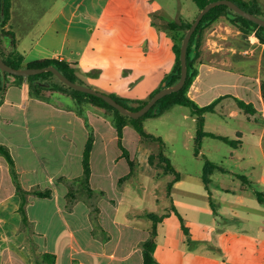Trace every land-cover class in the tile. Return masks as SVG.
Here are the masks:
<instances>
[{"label": "crops", "instance_id": "obj_1", "mask_svg": "<svg viewBox=\"0 0 264 264\" xmlns=\"http://www.w3.org/2000/svg\"><path fill=\"white\" fill-rule=\"evenodd\" d=\"M50 1L52 5L48 10L38 12L32 0H12L10 19L4 26L12 32L3 33L8 40L5 56L16 45L27 60L65 59L77 67L85 84L95 88V85L104 84L99 74L81 73L75 50L65 55L62 52L65 45L61 50H44L26 43V37L43 24V18L50 15L52 7L56 10L50 24L60 12L66 13L65 3L58 5L65 0ZM257 1L264 11V0ZM9 39H16V42ZM262 45L260 47L264 49ZM188 95L201 106L220 96L208 95L204 88L194 84ZM241 99L250 102L243 95ZM85 108L95 135L90 179L96 190L93 195H89L80 181L90 131L85 118L76 110L74 96L61 90H47L46 98H37L29 94L27 84L19 85L13 77L7 82L0 103V143L9 147L15 159L27 202L25 214L23 197L17 190L10 164L0 155V264H37L45 252L55 254L56 260L42 264H144L142 243L150 238L153 227L149 213H169L158 223L156 264H264V217L260 214L264 211V202L259 200L253 185L243 182L238 189H233L221 184L222 174L229 172L222 166L224 170L216 169L212 173L213 182L216 171H220V185L215 188L211 182L210 195L202 179L203 173L175 167L181 177L174 181L169 192L168 184L175 174L160 173L149 162L154 151L128 124L125 128L129 137L135 134L140 139L135 144L137 156L133 157L131 153L136 162L134 173L121 183L120 179L131 172V167L122 156V150L114 156L106 152L108 138H114L119 145L117 129L103 113L104 108L92 103L86 104ZM262 137L263 134L260 136L263 151ZM99 141L104 153L95 154ZM141 156L148 166L144 168L151 169H147L149 176H168L162 194L152 193V202L157 203L152 208L147 207L144 201L147 196L142 193V188L145 189L142 176L145 174L140 169ZM237 158L244 156L239 154ZM119 165L122 172L118 174ZM136 176H141L139 185H133ZM261 179L264 180V174ZM38 189H49L52 193L42 197L34 192ZM252 193L257 198L252 197ZM162 198L172 203L168 202L160 210ZM174 206L190 229V244ZM236 223H241V227Z\"/></svg>", "mask_w": 264, "mask_h": 264}, {"label": "rangeland", "instance_id": "obj_2", "mask_svg": "<svg viewBox=\"0 0 264 264\" xmlns=\"http://www.w3.org/2000/svg\"><path fill=\"white\" fill-rule=\"evenodd\" d=\"M32 2L38 12H44L52 5L50 0ZM63 3L66 13L60 12L50 24L56 10L52 7L50 15L43 18V24L26 37V43L44 50H61L65 45L62 51L65 55L75 50L81 73L89 71L101 76L104 84L95 85L96 89L135 100L149 99L151 93L162 86L164 77L174 71L177 56L173 46L175 43L182 45L188 31L181 26L180 18L193 22L200 11L194 0H65L58 5ZM221 21L228 22L224 17L217 20ZM172 22L176 26H171ZM213 27L214 24L203 31L202 54L197 60L199 73L193 84L204 88L208 95H227L217 111L205 113V130L241 138L242 145L235 147L220 138L204 136L201 153L197 155L198 115L183 104L173 106L162 115L146 118L144 124L147 131L164 139L165 153L176 168L202 174L208 158L229 171L222 174L221 184L238 189L244 182L264 194V180L261 179L264 174V49L257 46L254 53H246L253 45L242 32H225L226 39L218 37L217 45H208V38L216 36L210 35ZM7 32L12 30L0 28V50L4 55L8 40L3 33ZM9 41L15 43L16 39ZM199 75L201 80L197 81ZM52 79L61 83L56 76ZM241 95L255 108L254 115L241 110L235 98H241ZM84 111L89 119L86 108ZM128 125L134 128L130 122ZM136 134L139 135L138 132ZM262 134L263 151L260 146ZM129 136L125 128L124 142L136 157L138 146L135 144L140 138L135 134ZM106 143L108 154L120 153L114 138H108ZM148 144L151 151L159 152L160 141L150 140ZM101 153L104 150L99 141L95 154ZM239 154L244 158H237ZM140 160V169L145 174L142 176L145 185L142 193L147 196L144 198L147 207L152 208L157 204L152 202V193L162 194L168 176H149L148 170L151 169L144 168L147 163L143 162L142 156ZM116 172H122L120 165ZM218 175L220 171L213 176L212 187L220 185ZM139 177L134 178L133 185L140 184ZM196 190L200 192L197 187ZM251 195L257 198L256 194ZM168 202L172 203L162 198L160 210ZM260 214L264 217V211ZM236 225L241 227V223Z\"/></svg>", "mask_w": 264, "mask_h": 264}, {"label": "trees", "instance_id": "obj_3", "mask_svg": "<svg viewBox=\"0 0 264 264\" xmlns=\"http://www.w3.org/2000/svg\"><path fill=\"white\" fill-rule=\"evenodd\" d=\"M197 5L199 6V9L201 10L204 8L208 3L215 0H194ZM239 5H241L244 9L251 11L253 13H256L257 15L264 17V11L257 0H234ZM11 4L12 0H0V28H4V26L8 23L10 19L11 14ZM226 18L228 21H230L233 25L237 26L239 29H241L243 36L247 37L250 33L253 31H256L261 39L264 41V26L259 25L258 23L242 16L241 14L234 11L232 8H230L228 5H218L212 8L209 12L206 13L202 21L200 22L197 30L193 34L191 41L189 43L188 47V57H187V63H188V78L186 81V84L182 89L176 92H172L163 98H161L155 105L152 107L144 116L140 118H133L129 115L123 114L120 112L116 107L108 103L104 98L83 92L77 89H74L64 82L57 83L53 81L52 76H56L52 71H46L39 74H33L28 77L22 76V75H16L12 73H5L0 68V103H1V97L3 95V92L6 89L7 82L11 77L15 79V83L19 85L27 84L29 89V94L33 97L37 98H46V91L47 90H61L65 92L71 93L76 102V110L77 112L82 115L85 120L86 124L89 128L90 134L89 138L86 144L85 153H84V174L80 177V181L82 185L86 188L89 195H93L96 190L92 188L91 186V174H92V167H91V154L92 150L95 144V135H94V129L92 125L89 122V119L87 118V114H85V105L88 103H92L94 105H97L99 107L104 108V114L106 117H108L114 126L117 129L118 137H119V146L122 150V156L125 157L131 167V172L125 175L120 179V182L124 181L126 178L130 177L135 170L136 162L131 156L130 150L125 146L123 142L124 138V128L125 126L130 122L134 128L137 130V132L140 134L141 139L143 141H160L161 147L158 153L152 152L149 156V162L152 165H155L159 170L160 173L165 174H175V177L173 180H171L168 184V191L171 192L174 181L178 180L181 177L180 172H178L173 165L171 158L165 153V141L161 136H157L153 133H150L147 131L144 120L148 117H154L164 114L166 111L171 109L173 106L177 104H183L186 106H189L194 114H197V122H198V130L196 135V154L199 155L202 150V143L204 136H212L215 138H220L224 140L227 143H230L234 145L235 147H239L242 145V139H234L226 135L218 134L216 132L207 131L205 130V113L209 111H215L216 105L227 95H222L213 100L211 103L201 106L199 105L194 99H192L189 95V89L191 85L193 84L195 78L197 77L199 73V69L197 66V60L202 54V40H203V31L210 25H212L214 22L219 20L220 18ZM181 26L184 29H189L193 22L191 21H185L183 18H180ZM171 26H176L175 22L171 23ZM173 49L177 56V63L174 71L168 75H166L163 79L162 86L164 85H170L176 83L180 77H181V45L179 43H175L173 46ZM3 58L5 61L16 68L20 67H45L51 64L56 65L63 73H65L69 78H71L74 81H78L81 83H85L80 76L77 73V67L74 66L71 62L65 59L60 58H43V59H35V60H27L25 55L16 48V45H13V47L10 49L7 56L4 54ZM57 77V76H56ZM58 78V77H57ZM160 87V88H161ZM160 88L156 89L153 93H151L150 97L154 95L155 92H157ZM264 88V84H263ZM112 95L115 99H117L119 102L124 104L125 106L129 107L130 109L137 110L141 108L149 99L147 100H135L131 98H122L117 97L113 94ZM240 108L244 109L247 112H250L252 114H255V108L251 103H247L245 100L235 97ZM133 103H136L134 105ZM0 155L4 156L7 161L10 164L11 172L13 174V178L16 182L17 190L23 197V203H22V211L26 214V211L24 209V205L27 202L26 199V191L21 186L20 180H19V173L16 168V162L15 159L9 149V147L3 143H0ZM224 170L221 164L212 161L210 159H206L204 170L202 174V179L205 183L206 188L209 190L211 195V189H210V183L212 182V173L216 170ZM99 191V190H97ZM256 194L261 202H264V194L260 190H255ZM37 195L45 197L51 195V190H35L34 191ZM103 193L102 191H99ZM212 199V197H211ZM213 208L215 209L216 213V207L213 201H211ZM173 210L178 214V216L181 219L182 227L187 234V239L189 244L192 243L191 238V232L189 227L186 225L185 219L183 215L179 212V210L174 206ZM169 213H165L162 215L156 214V213H149L148 216L153 220V227L151 230V236L149 239L144 241L142 243L143 252H144V264H156L158 261L155 258V249L157 246L156 237L158 234V223L162 221L165 217H167ZM56 260V255L53 253L45 252L42 255L41 262L37 264H42L45 262H54Z\"/></svg>", "mask_w": 264, "mask_h": 264}, {"label": "water", "instance_id": "obj_4", "mask_svg": "<svg viewBox=\"0 0 264 264\" xmlns=\"http://www.w3.org/2000/svg\"><path fill=\"white\" fill-rule=\"evenodd\" d=\"M228 5L230 8H232L234 11L237 13L241 14L242 16L258 23L261 26H264V17L257 15L256 13H253L251 11H248L244 9L241 5H239L236 1L234 0H215L211 1L208 3L204 8H202L196 19L193 21L192 25L188 29L183 43L181 45V54H180V59H181V77L180 79L170 85H164L161 87L157 92L152 95L151 98L139 109L133 110L130 109L129 107L125 106L121 102H119L117 99H115L112 95L105 93L103 91H100L94 87H92L89 84L81 83L78 81H74L71 78H69L65 73H63L56 65L51 64L45 67H20L16 68L11 65H9L5 59L3 58L1 51H0V68L2 71L5 73H12L16 75H22L25 77H28L33 74H39L42 72L46 71H52L62 82L67 84L68 86L83 91L87 93H91L97 96H100L104 98L108 103L116 107L120 112L123 114L129 115L133 118H140L144 116L154 105L164 96L172 93L179 91L184 87L186 84L187 78H188V63H187V57H188V47L189 43L191 41V38L195 31L197 30L200 22L204 18L207 12H209L212 8L218 5Z\"/></svg>", "mask_w": 264, "mask_h": 264}, {"label": "built area", "instance_id": "obj_5", "mask_svg": "<svg viewBox=\"0 0 264 264\" xmlns=\"http://www.w3.org/2000/svg\"><path fill=\"white\" fill-rule=\"evenodd\" d=\"M210 35H216L211 36L208 40V45H217L219 42V38L226 39V33L235 32L237 34H241V29L234 27L230 23H226L224 21L219 22L218 24H215L214 27L211 29ZM226 32V33H225ZM219 37V38H218ZM248 40L253 45V48L246 50V53H254L257 46H263L264 41L261 39L259 34L256 31H253L248 35Z\"/></svg>", "mask_w": 264, "mask_h": 264}]
</instances>
